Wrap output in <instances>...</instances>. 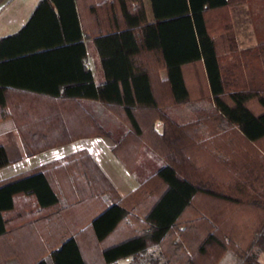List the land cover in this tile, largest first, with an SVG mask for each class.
I'll return each instance as SVG.
<instances>
[{
  "label": "trees",
  "instance_id": "16d2710c",
  "mask_svg": "<svg viewBox=\"0 0 264 264\" xmlns=\"http://www.w3.org/2000/svg\"><path fill=\"white\" fill-rule=\"evenodd\" d=\"M245 1L150 0L149 21L143 0H113V29L93 33L104 82L96 84L87 70L64 94L103 102L128 127L112 150L129 170L142 143L164 164L125 196L84 150L1 180L0 264H99L95 251L80 248L76 236L85 229L105 245L103 264L129 256L128 264H217L228 250L238 264H261L253 247L264 251V156L258 152H264V45L238 49L229 15L230 6ZM78 11L79 0H39L18 31L0 37V67L34 53L31 45L13 44L35 33L40 14L52 17L48 24L58 34L73 17L79 38ZM249 58L260 61L259 70H245ZM6 86L0 79V120L10 115ZM191 86L210 105L179 124L163 107L192 101ZM90 118L96 129L89 134L109 133ZM25 142L31 152L53 145ZM8 162L0 145V167ZM201 196L235 204V211L222 217L197 208ZM150 246L158 252L147 261Z\"/></svg>",
  "mask_w": 264,
  "mask_h": 264
},
{
  "label": "crops",
  "instance_id": "0c3cea01",
  "mask_svg": "<svg viewBox=\"0 0 264 264\" xmlns=\"http://www.w3.org/2000/svg\"><path fill=\"white\" fill-rule=\"evenodd\" d=\"M38 1L33 0L25 5H19L20 0L2 2L0 37L18 31L30 18ZM143 5L147 19L152 20L150 0H143ZM112 9L113 0H79L78 12L82 27L79 38L73 17L71 24L65 27L66 33L61 31L60 35L55 27L48 24L49 20H53L52 17L40 14L36 19L39 24L35 33L26 36L25 44H13V48L31 45L35 50L30 56L19 57L20 59L16 56L0 67V79L8 83L5 91L10 114L0 120V145L4 147L9 159L6 165L0 167V181L29 173L38 166L84 150L95 160L119 195L125 196L138 186L137 178L112 150L116 138L126 132V125L103 102L64 94L66 88H71L77 80L80 82L86 78L87 70L91 71L96 84L104 82L105 75L93 33L113 29L115 21ZM234 10L240 15L237 21ZM257 11L248 1L229 7L238 43L257 41L255 34L252 36L248 29L252 25V17L257 16ZM120 22L117 18L116 23L120 25ZM79 41L84 45L83 55ZM160 73L161 78H164L165 70L162 69ZM90 117L105 126L109 133L89 134L96 129ZM25 137L39 138L43 143L51 142L53 145L31 152ZM147 159L148 157L143 159L144 168L150 166ZM162 164L164 162H160L157 168ZM58 183L56 179L53 181L54 185ZM63 228L68 229L65 225ZM76 237L80 248L95 251L94 254L100 261L98 263L103 264L100 249L105 245L97 243L92 230L85 229ZM115 240L117 239L113 237L106 241V245ZM151 249L156 247L150 246L148 251ZM130 261L129 256L124 264Z\"/></svg>",
  "mask_w": 264,
  "mask_h": 264
},
{
  "label": "rangeland",
  "instance_id": "374dc122",
  "mask_svg": "<svg viewBox=\"0 0 264 264\" xmlns=\"http://www.w3.org/2000/svg\"><path fill=\"white\" fill-rule=\"evenodd\" d=\"M32 1L33 0H20V2L18 4L20 5L23 3L25 5V4L32 2ZM247 1L249 3L251 2L253 8L258 9L257 16L252 17V19H253L252 25L248 26V29L251 31L252 36H253V34H255V36L257 37V41L256 42H247V43H245V42H243V43L239 42L238 43L236 41L237 48L243 49V50L244 49H253V48H256L258 45H264V0H247ZM247 1H245V2H247ZM6 12H8V11H6ZM234 12H235V10H234ZM239 16L240 15L235 12V20L236 21L238 20ZM252 16H254V12H253ZM233 32H234V36H235L234 27H233ZM246 44H248V46H245ZM248 62H249V65L246 66V68H245L246 71H247L248 66H249L248 71L255 70V68H256V70L260 69L259 67L261 64H260L259 60L251 61L249 58ZM161 70L162 69L159 70V78L161 77L160 76ZM258 75H259V77L261 76V74L258 73V74H256V77ZM156 85L158 86L157 83H156ZM192 86H193V84H192ZM192 88L194 90H196V91H193V95L195 98L192 101L182 103V104L169 103L163 107V109L167 112V114L172 119L177 121V123H179V124H185L189 121L194 120L196 118V110L197 109L208 108L210 105V101L208 99H200V100L196 99L200 93V91L198 90L199 86L192 87ZM166 98H168V96ZM120 122L125 126V124L121 120H120ZM155 125H156V128L158 130H161L162 122L156 121ZM125 128L127 129L128 127L125 126ZM118 138L119 137H117L116 140H118ZM258 149H259L258 152L261 155V157L264 156V152H262V149L260 147ZM147 157H148L147 160L150 163V166L144 168L143 159H145ZM160 162H164V159L161 156H159L158 154H156L153 150H151L145 143H142V145L140 146V151L138 153L136 161L133 163L134 164L133 169L132 170H129L128 168L127 169L135 176V178H137V180L139 182L138 183V186H139V184H141L143 181H145L146 177L148 175H150L157 168V166ZM250 196L251 197H258L257 194H254V192H253V194H250ZM239 197H241V196H239ZM131 199H133V198H131ZM195 205L197 208L198 207L203 208V207L207 206L208 210H210V212L212 214H219L222 217L225 216L224 213L228 214L230 212H234L235 208H236L235 204H232L229 202H224V201L218 200L217 198H212V197L207 198L205 196L197 197L195 200ZM231 210H233V211H231ZM243 212L246 213L245 210L243 209L240 212V214ZM131 221L134 225H139L138 222L135 221L132 217H131ZM253 250L256 251V253H257L258 261L261 264H264V251H260L256 247H253ZM150 252L151 253L153 252V253L150 255ZM157 252H158L157 248L149 250L148 254L145 257V260L149 261V259L154 258V256L157 255L156 254ZM126 260H127V257L121 258L119 260V263L124 264L126 262ZM238 262H239V259H238L237 255H235L234 253H232L228 250L220 256V258L217 261V264H238ZM146 264H151V263L146 262ZM153 264H155V263H153ZM156 264H164V260H161V261L157 262Z\"/></svg>",
  "mask_w": 264,
  "mask_h": 264
}]
</instances>
